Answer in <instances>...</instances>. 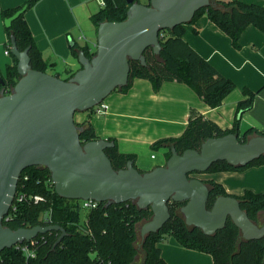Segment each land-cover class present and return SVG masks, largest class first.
Segmentation results:
<instances>
[{"label": "water", "instance_id": "1", "mask_svg": "<svg viewBox=\"0 0 264 264\" xmlns=\"http://www.w3.org/2000/svg\"><path fill=\"white\" fill-rule=\"evenodd\" d=\"M126 19L105 21L97 27L95 54L79 51L81 68L70 78L31 67L29 48L20 51L11 36L10 54L17 59L20 78L11 89L0 92V252L29 242L57 224L11 229L3 225L14 202L21 172L31 166L47 168L55 192L62 198L120 204L131 201L139 209L150 208L152 217L143 221L142 241L158 232L170 219V202H185L179 209L185 223L213 235L231 222L243 240L264 237V224L252 221L234 196H218L208 208L211 188L194 174L205 173L212 164L226 161L244 167L264 156V135L242 142L239 132L208 138L199 150L178 153L171 148L165 164L141 172L132 161L115 170L105 149L115 143L106 139L83 143L82 128L75 114L92 110L114 91L127 85L130 60L146 66L144 51L160 53V33L190 24L197 11L211 0H127ZM25 9L4 20L9 28ZM74 42L70 41V47ZM3 84V80H0Z\"/></svg>", "mask_w": 264, "mask_h": 264}, {"label": "trees", "instance_id": "2", "mask_svg": "<svg viewBox=\"0 0 264 264\" xmlns=\"http://www.w3.org/2000/svg\"><path fill=\"white\" fill-rule=\"evenodd\" d=\"M39 1L27 0L15 8L3 10L2 16L5 20L15 12L25 9L12 21L9 28L5 27L8 36L7 48L10 47L11 36H14L20 51L29 48L31 67L46 72L48 64L42 59L25 19V13ZM102 1L100 10L91 16L96 28L105 21L118 22L126 19L130 6L127 0ZM211 1V6L195 13L190 24L206 15L231 38L237 49L240 47V36L248 26L253 25L264 33L263 6L241 0ZM183 33V24L161 32L160 53L156 55L151 47L147 48L144 51L146 66L139 61L130 60L128 83L116 91L127 92L135 78L148 79L155 90L164 82L176 81L192 87L209 107H219L234 90L235 85L197 53L184 40ZM79 51H83L88 58L95 54L89 51L88 45L79 46L74 43L71 47L73 57L78 58ZM10 56L12 64L7 66L6 77L0 75V80L4 82L3 84L0 81V92L3 88L11 89L20 78L17 72L18 61L13 55ZM255 96V91L244 89V98L237 104L236 120L232 129H222L212 120L192 110L181 136L159 139L152 146L155 149L168 148V159L172 147L180 154L187 149L199 150L202 142L208 138L239 132L240 118L252 108ZM78 125L82 128L80 139L83 143L99 139L89 120L78 122ZM255 135H264V129L249 127L239 134V138L245 142ZM105 153L115 170L125 168L128 161H132L137 168L135 155L120 153L116 143L113 147L106 148ZM260 165H264V156L244 167H234L226 161H218L205 173L240 171ZM203 180L211 188L208 208H211L216 197L230 195L215 180ZM19 195L24 198L18 200ZM16 196L8 215L3 219L4 226L15 230L49 223L59 225L66 233L58 244L56 241L61 235L59 230L38 234L29 242L6 248L0 252V264H139L141 252L137 246L138 225L152 217L150 208L139 209L131 201L110 205L104 202L82 216L81 200L60 197L54 190L50 171L38 166L27 167L21 172ZM34 196H39L40 200L35 201ZM234 197L239 200L241 208L252 221L259 225L264 224V192L245 190L242 195ZM168 205L170 219L158 232L148 234L141 242L140 248L144 254L141 264H167L161 256L158 244L168 236L175 238L185 248L211 255L214 264H264V237L252 241L243 240L239 229L231 220L213 235H205L199 228L185 223L179 212L185 202H170ZM25 247L27 251L24 250Z\"/></svg>", "mask_w": 264, "mask_h": 264}, {"label": "crops", "instance_id": "3", "mask_svg": "<svg viewBox=\"0 0 264 264\" xmlns=\"http://www.w3.org/2000/svg\"><path fill=\"white\" fill-rule=\"evenodd\" d=\"M26 1L0 0V75L3 77L12 57L6 54L8 36L2 12ZM241 1L264 7V0ZM102 3V0H40L25 13L42 59L48 64L47 73L67 79L81 68L78 58L72 55L70 41L79 46L97 43V28L91 16L100 10ZM183 38L234 83V90L219 107H209L188 84L167 81L155 90L148 79L135 78L127 92L114 91L104 100L108 107L105 113L93 110L75 114L77 122L89 120L99 138L115 142L120 153L135 155V164L142 171L165 164L168 148L155 149L152 145L159 139L181 136L192 110L222 129H232L245 88L255 91L256 96L252 108L240 118L239 134L249 127L264 129V33L253 25L248 26L240 36L237 49L231 38L204 15L194 24H184ZM203 174L204 179L222 184L232 196L242 195L245 190L264 192V165ZM158 246L167 264H214L211 255L185 248L171 236L163 238Z\"/></svg>", "mask_w": 264, "mask_h": 264}, {"label": "built area", "instance_id": "4", "mask_svg": "<svg viewBox=\"0 0 264 264\" xmlns=\"http://www.w3.org/2000/svg\"><path fill=\"white\" fill-rule=\"evenodd\" d=\"M102 5H103V3H102ZM9 48H7L6 54H9ZM95 49H96V44H94V46H89V51L90 52H95ZM93 109L96 111V113L102 114V113H105L107 111L108 107H107V105H105L102 102L101 104L95 106ZM152 157H154V155ZM16 197L17 196H15V198ZM23 198H24L23 195H19L18 196V200H22ZM34 200L38 201V200H40V197L39 196H34ZM98 204L99 203L97 201H93V200H81L80 201V205L82 207V210L86 211V212L89 211L92 208H95ZM24 250L27 251V247H25Z\"/></svg>", "mask_w": 264, "mask_h": 264}, {"label": "rangeland", "instance_id": "5", "mask_svg": "<svg viewBox=\"0 0 264 264\" xmlns=\"http://www.w3.org/2000/svg\"><path fill=\"white\" fill-rule=\"evenodd\" d=\"M139 1H143V3L144 2H147V0H139ZM194 176L195 177H198V178H201V179H204L205 177V175L204 174H194ZM84 215H86V211H83L82 212V216H84ZM83 218V217H82ZM84 219V218H83ZM143 223V221H141L140 223H139V225H138V242H137V246H138V248H139V250H140V254H139V258H138V263L139 264H141L142 263V261H143V253H142V251H141V248H140V245H141V242H142V237H141V235H140V233H139V230H140V226H141V224Z\"/></svg>", "mask_w": 264, "mask_h": 264}]
</instances>
